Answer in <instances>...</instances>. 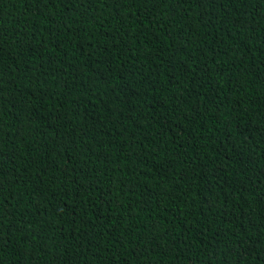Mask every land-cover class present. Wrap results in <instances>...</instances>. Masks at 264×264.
Masks as SVG:
<instances>
[{
  "label": "trees",
  "instance_id": "trees-1",
  "mask_svg": "<svg viewBox=\"0 0 264 264\" xmlns=\"http://www.w3.org/2000/svg\"><path fill=\"white\" fill-rule=\"evenodd\" d=\"M0 264H264V0H0Z\"/></svg>",
  "mask_w": 264,
  "mask_h": 264
}]
</instances>
